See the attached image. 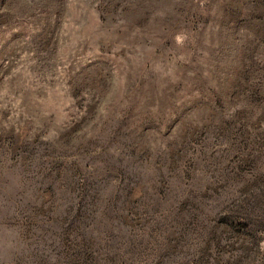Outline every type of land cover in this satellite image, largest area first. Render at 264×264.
Wrapping results in <instances>:
<instances>
[{
  "label": "rangeland",
  "instance_id": "1",
  "mask_svg": "<svg viewBox=\"0 0 264 264\" xmlns=\"http://www.w3.org/2000/svg\"><path fill=\"white\" fill-rule=\"evenodd\" d=\"M0 264H264V0H0Z\"/></svg>",
  "mask_w": 264,
  "mask_h": 264
}]
</instances>
